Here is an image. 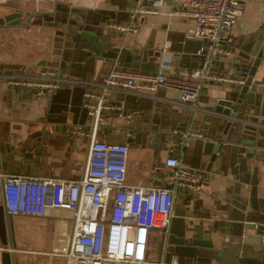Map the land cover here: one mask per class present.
<instances>
[{"label": "crops", "instance_id": "crops-1", "mask_svg": "<svg viewBox=\"0 0 264 264\" xmlns=\"http://www.w3.org/2000/svg\"><path fill=\"white\" fill-rule=\"evenodd\" d=\"M135 0H0V20L11 10L21 11L18 23L0 22V71L26 69L42 65L76 78L99 79L113 68L127 71L173 73L179 67H197L196 51L201 39L190 37L194 26L191 17L173 12L171 0H164L151 14L134 20L136 31L122 33L108 26L125 22ZM264 29V0H247L242 14L231 28L230 54L215 63L224 73L233 71V57L242 42ZM165 41H169L165 45ZM255 84L239 101L235 114L264 122V61L249 78ZM229 84L203 82L197 109L187 112L171 103L177 98L172 87L157 89V98L110 90L105 99L119 102L123 109H138L129 121L114 117L98 128L97 135L106 141L124 137L128 144L125 179L128 183L173 187V170L163 165L172 154L196 170L199 188H175L167 232L180 235L207 236L210 247L199 246L197 254L171 252L178 264H264V228H245L247 220L264 221V127L244 131L240 122L211 114L220 93ZM89 118L81 106V87L63 84L53 93L35 96L31 91L11 88L0 79V131H7L17 143L30 137L37 143L44 137L35 172L37 176L77 177L84 165ZM196 128L205 139L220 141L215 160L205 170L208 155L202 153L204 138L192 137L179 145V126ZM253 130V131H252ZM128 131V135L125 132ZM252 144L243 143V138ZM62 216L23 215L10 225L15 264H63L49 255L28 257L22 250L37 251L48 243L50 231L62 226ZM264 227V224H263ZM159 231L149 234L145 262L162 264V237ZM237 235L259 238L258 245L248 243L249 250L260 251L257 259L240 257L231 245ZM169 244H167L168 247ZM244 245V246H245Z\"/></svg>", "mask_w": 264, "mask_h": 264}, {"label": "built area", "instance_id": "built-area-1", "mask_svg": "<svg viewBox=\"0 0 264 264\" xmlns=\"http://www.w3.org/2000/svg\"><path fill=\"white\" fill-rule=\"evenodd\" d=\"M163 1L135 0L128 21L110 22L108 26L122 33L136 31V17L155 13ZM246 1L171 0L174 13L193 19L189 36L203 42L196 51L200 63L194 68L179 67L170 74L113 68L99 79L70 77L47 65L34 71H0V79L9 87L29 90L35 96L53 93L63 84L79 85L81 106L90 121L86 130V155L79 176H37L0 169V204L10 225L23 215H48L50 219L61 215L63 219L62 226L51 231L49 244L44 249L22 250V254L28 257L49 255L61 259L63 264L145 262L151 231H159L162 240L166 236L175 188L198 189V174L180 158L169 154L163 165L173 170L174 188L128 183L125 179L128 144L106 141L98 137L97 131L103 123L114 118L111 113H116L120 121H130L139 110L123 109L119 102L106 100L104 93L114 90L157 98L158 88L172 87L178 94L171 103L193 113L202 109L196 101L203 82L244 83L243 76L221 72L214 66L230 54L231 28L242 14ZM168 43L165 41V45ZM204 110L238 121L246 130L264 127V122L253 118L252 109L240 117L214 109ZM172 130L178 134V143L182 146L192 137L204 138L196 128L182 125ZM125 134L128 135V131ZM3 249L13 250L12 246L0 243V251ZM160 262L163 264L162 258ZM166 264H178L176 256L170 255Z\"/></svg>", "mask_w": 264, "mask_h": 264}, {"label": "water", "instance_id": "water-1", "mask_svg": "<svg viewBox=\"0 0 264 264\" xmlns=\"http://www.w3.org/2000/svg\"><path fill=\"white\" fill-rule=\"evenodd\" d=\"M20 16L21 11L11 10L4 13V15L1 17L0 22L5 20L15 24L19 22ZM257 31L259 35H256V33H254L252 38L242 42L237 56L233 57V71L231 73H235L244 77V83L240 85H228L231 89H234V92L237 95V100L233 103L235 97L233 96L232 92L230 90L224 91L223 94L220 93V95L217 97L214 105V110L236 115L235 112L237 110L239 101L244 97L245 93L248 90L254 89L255 84L249 83V78L254 74L258 65L262 61H264V29L261 28ZM244 131L248 130L245 129ZM45 140L46 139L42 137L37 143H32L30 141V137H27L25 140L14 143L9 138L7 131H0V169L4 172L11 173H22L29 169L32 173H34L35 166L38 162V157L41 153V145L45 143ZM116 141H124V137H121ZM242 142L252 144L254 141L245 137L242 139ZM220 144V141L204 139V142L202 144V153L208 155V162L205 170L209 169L211 163L215 160L216 153H220V151H218ZM263 224V220H247L243 223V227L254 228L256 230L262 231L264 228ZM235 240V244L231 246L235 250H237V254L239 253L240 257H246L247 255L255 259L259 257L260 251L249 250L248 248H246V245L248 243L258 245L259 238L247 235H237ZM162 242L163 264L167 263L171 252L195 255L197 254V248L199 246L210 247L212 245L209 237L199 236V234L197 233H195L194 235H186L185 233L177 235L167 232ZM0 243L5 244L9 247L12 246L10 223L4 213L1 204ZM167 244H169L168 247ZM0 264H15L14 253L7 249L1 250Z\"/></svg>", "mask_w": 264, "mask_h": 264}, {"label": "rangeland", "instance_id": "rangeland-1", "mask_svg": "<svg viewBox=\"0 0 264 264\" xmlns=\"http://www.w3.org/2000/svg\"><path fill=\"white\" fill-rule=\"evenodd\" d=\"M15 1H17V0H15ZM51 231H52V230H51ZM51 231H50V232H51Z\"/></svg>", "mask_w": 264, "mask_h": 264}]
</instances>
